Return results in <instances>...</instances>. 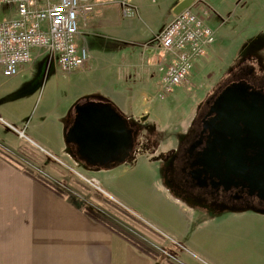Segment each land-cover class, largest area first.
<instances>
[{
  "label": "crops",
  "instance_id": "crops-1",
  "mask_svg": "<svg viewBox=\"0 0 264 264\" xmlns=\"http://www.w3.org/2000/svg\"><path fill=\"white\" fill-rule=\"evenodd\" d=\"M128 1L136 9L131 17L124 16L118 2L93 0V12L80 21L78 36L90 58L82 68L63 72L64 94L62 90L56 94L52 84L38 97V104H27L53 76L38 81V65L47 59L38 51L17 75L5 77L0 72V264H164L88 215L84 206L93 203L85 201L81 187L73 188L72 195L57 194L26 173L23 161L16 158L21 153L9 145L19 138L15 136L19 131L63 163L96 175L111 200L138 211L157 229L158 239L168 240L174 249L184 245L185 264H204V241L215 237L217 247L224 246L225 238L242 231L248 235L247 264H264V213L243 221H218L212 235L204 226V205L171 194L160 178V163L143 159L99 167L80 157L74 143H66L70 109L81 97L104 98L132 117L154 112L149 93L159 56L135 44L152 39L181 0ZM12 12L11 6L0 3V19ZM54 171L49 168L64 185L63 171ZM117 191L128 198H119ZM221 257L223 251L214 263L227 264Z\"/></svg>",
  "mask_w": 264,
  "mask_h": 264
},
{
  "label": "rangeland",
  "instance_id": "rangeland-1",
  "mask_svg": "<svg viewBox=\"0 0 264 264\" xmlns=\"http://www.w3.org/2000/svg\"><path fill=\"white\" fill-rule=\"evenodd\" d=\"M189 7L199 12L206 10L205 20L215 32L214 42L207 47L205 54L194 62L187 80L171 92L164 94L160 93L158 84L160 76L158 67L161 63L163 50L160 48L157 35L162 28L154 33L152 39L144 41L143 44H135L138 48L144 47L149 48V51H156L159 56L155 67L157 71L153 76L154 89L151 91L152 93H149L153 100L154 112L151 115L142 113L138 117H132L115 107L116 112L126 119V126L132 132V144L128 150L113 157L110 163L103 166L110 168L119 163L129 162L127 164H130L143 159L154 161V163H160V178L167 185L164 181V176L166 177L164 167L169 162V155L178 149L177 145L183 141L184 136L189 131V126L196 115L195 112L199 109L200 105L198 104L203 99L206 91H209L225 73L234 68L254 67L264 70V0H193ZM132 9V14L126 17L135 15L136 9L133 5ZM38 52L45 54L42 49ZM38 68V81H44L45 75L53 76L43 84L37 93L27 100V104L31 102L35 105L38 104V97L40 99V97L46 95L52 84H54L56 94L61 90V93L64 94L65 92L63 86L65 78L56 62H51L49 65L40 63ZM222 79L223 77L221 81ZM156 114L158 115L157 118ZM15 136L20 139H15L14 142L11 140L9 145L14 146L22 154H17L16 158L23 161L21 167H24L26 173L32 178L40 177L54 187L59 188L61 193L65 192L70 195H72L73 188L81 187L85 201H90L94 206L86 203L84 207L94 211L103 221L118 228L130 238L142 243L150 249L153 258L158 259L160 263L185 264L182 260V254L186 252L184 245L179 244L174 249L168 243V240L158 239L160 234L157 229L153 228L152 224L144 222L141 219L143 216L138 211L137 213L130 206L111 200L112 195L104 190L96 175L88 172L87 169H76L63 163L59 157L47 153L39 145L26 140L23 132H15ZM50 167H52L54 174L56 173L54 170L58 169L60 171L61 169L63 171L66 185H62V181L57 180L53 173L49 172ZM84 178L96 179V185L101 189H98V186L89 183ZM166 189L179 198L169 186ZM117 196L128 198L126 195L119 194V192ZM130 211H135L139 214L138 217ZM259 214L263 213L250 209L240 211L211 210L204 206V226H209L213 235L216 232L218 221H243ZM247 237L248 235L244 231L236 232L234 235H230L229 239H224V246L221 244L218 247V241L215 237L204 241V264H215L214 262L217 261L216 255L222 253V251L225 253V257L221 258L227 264H247L249 254ZM206 255H210L209 260Z\"/></svg>",
  "mask_w": 264,
  "mask_h": 264
},
{
  "label": "flooded vegetation",
  "instance_id": "flooded-vegetation-1",
  "mask_svg": "<svg viewBox=\"0 0 264 264\" xmlns=\"http://www.w3.org/2000/svg\"><path fill=\"white\" fill-rule=\"evenodd\" d=\"M245 68L230 70L206 91L169 155L164 181L211 210L264 213V70ZM223 98L229 107H220Z\"/></svg>",
  "mask_w": 264,
  "mask_h": 264
},
{
  "label": "built area",
  "instance_id": "built-area-1",
  "mask_svg": "<svg viewBox=\"0 0 264 264\" xmlns=\"http://www.w3.org/2000/svg\"><path fill=\"white\" fill-rule=\"evenodd\" d=\"M109 1L118 2L124 16L132 14L128 0ZM0 3L11 6L13 11L0 19L3 76L17 75L40 49L62 72L82 68L90 58L88 49L78 44V36L80 21L93 12V0H0ZM205 13L206 10L185 8L159 31L157 39L163 50L158 67L161 94L171 92L187 80L194 62L214 42L215 32L206 22ZM85 180L93 185L97 183L93 178Z\"/></svg>",
  "mask_w": 264,
  "mask_h": 264
},
{
  "label": "water",
  "instance_id": "water-1",
  "mask_svg": "<svg viewBox=\"0 0 264 264\" xmlns=\"http://www.w3.org/2000/svg\"><path fill=\"white\" fill-rule=\"evenodd\" d=\"M192 2L193 0L178 2L173 8L174 15L188 8ZM46 62L49 65L53 61ZM226 100L223 98L224 102L220 107H226ZM229 104L228 102V107ZM75 111L77 113L75 120L66 130L64 137L65 140L76 145L77 154L87 163L103 166L113 157L130 148L132 132L126 126V119L108 104L88 103L76 106ZM222 120L226 125L234 123L229 118Z\"/></svg>",
  "mask_w": 264,
  "mask_h": 264
},
{
  "label": "trees",
  "instance_id": "trees-1",
  "mask_svg": "<svg viewBox=\"0 0 264 264\" xmlns=\"http://www.w3.org/2000/svg\"><path fill=\"white\" fill-rule=\"evenodd\" d=\"M88 103H91V104H97V105H100V104H108L110 107H112L114 110H116L115 106H113V104H111V102H109L108 100L104 99V98H100V97H96V96H84V97H81L79 98L71 107L70 109V115H69V120L66 124V127H65V132H64V135L66 134V130L72 125L73 121L75 120V117L77 115L76 111H75V107L76 106H79V105H85V104H88ZM66 143L67 144H71L72 142H68L67 139H66ZM112 161V159L110 160V162ZM109 162V163H110ZM90 164V163H88ZM108 164V163H107ZM93 165H96V166H99L100 165H97L96 163L93 164ZM111 165V164H110ZM35 178V177H34ZM38 182L42 183L44 186H46L47 188H49L50 190L54 191L55 193L57 194H62L61 191L59 190V188L57 187H54L52 184H50L49 182H47L46 180L42 179V178H38L36 177L35 178ZM86 213L92 217H94L95 219H98V220H102L98 215H96L94 213V211L90 210V209H85ZM103 221V220H102ZM104 224H106V226H108L109 228H111L113 230V232L115 234H117L118 236L122 237L123 239H125L126 241H128L129 243H131L132 245H134L137 249L141 250L142 252L152 256H153V253L150 251V249H148L147 247H145L142 243H140L139 241L133 239V238H130L129 236H127L124 232H122L121 230H119L118 228H115L113 226H111L109 223L103 221ZM167 264V263H166Z\"/></svg>",
  "mask_w": 264,
  "mask_h": 264
}]
</instances>
